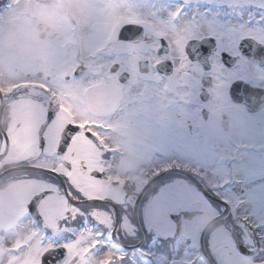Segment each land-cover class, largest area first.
I'll list each match as a JSON object with an SVG mask.
<instances>
[{"label":"flooded vegetation","instance_id":"flooded-vegetation-1","mask_svg":"<svg viewBox=\"0 0 264 264\" xmlns=\"http://www.w3.org/2000/svg\"><path fill=\"white\" fill-rule=\"evenodd\" d=\"M147 4L152 6L156 19L168 15L167 10L170 13L184 9L176 25L178 31L190 38L185 47L191 66L187 73H178L179 64L165 58L171 55L167 46L161 49L163 56L155 55L153 46L162 41L143 25L130 24L126 33L119 34V26L127 25L131 12L141 13ZM73 11L86 14L87 24L67 23ZM61 18L66 25L63 32L42 29L39 23L40 20L56 23ZM102 25L108 27L102 39L97 40L92 30ZM117 29L111 47L102 53L99 42ZM248 32L255 36H248ZM75 34L84 35L88 50L86 56L70 59L62 43ZM261 37H264V0H73L71 8L62 6V0L56 3L0 0V66H6L0 68V79L11 73L24 77L21 67L41 66L38 61L22 57L21 49L28 48L55 61L57 69L62 65L117 61L122 71L132 73L121 80L126 103L112 117L113 123L126 125L127 129L106 133L119 151L109 153L105 162L111 165L113 174L139 177L135 184L116 187L114 197L106 201L76 203L84 215L62 222L59 230L45 224L38 204H29L25 216L19 217L15 214V203L7 196L0 197V258L6 255L9 243L28 239L33 229L47 242L57 239L54 244L58 245L73 239L80 230L89 229L103 233V242L118 241L110 245L114 254L124 258L136 261L151 254L153 258L163 256L171 251L173 244L175 247L179 241L192 238L191 230H197L222 209L220 202L205 195L188 177L190 174L210 195L227 205L228 217L215 225L206 239L217 240L227 231L232 239L234 228L246 250H252L242 253L232 241L231 248L225 245V263L264 264V214L260 222L249 212L247 219L237 216V209H264V40ZM130 46H136L148 62L141 59L138 68L133 66L129 61ZM157 59L161 61L159 64L155 63ZM90 79L85 71L77 77V82ZM13 98H0V141L4 139ZM41 103L55 118V106H49L47 98ZM65 135L72 133L66 131ZM64 147L62 139L61 150ZM172 162H179V166ZM16 165L23 164L0 167V192L7 193L13 182L26 180L55 185L61 195L68 188L67 178H58L54 172L5 171ZM95 208L111 213L109 224L93 219L90 213ZM259 229L261 233H257ZM260 239L263 248L259 247ZM213 258L217 263L215 255ZM90 259L91 256L84 257L80 264H92ZM121 263L122 260L115 262Z\"/></svg>","mask_w":264,"mask_h":264},{"label":"snow or ice","instance_id":"snow-or-ice-1","mask_svg":"<svg viewBox=\"0 0 264 264\" xmlns=\"http://www.w3.org/2000/svg\"><path fill=\"white\" fill-rule=\"evenodd\" d=\"M8 7L12 5L9 3ZM183 11L181 7L168 13V20L133 17L125 23L143 25L158 37L162 43L153 46L155 55L163 56L161 49L167 46L171 55L165 58L177 62L178 73L181 74L187 73L191 67L185 53L190 38L176 28L177 18ZM118 29L99 42L102 53L111 47ZM246 34L255 36L253 32ZM141 59L148 62L136 46H130V63L138 68ZM160 62L159 59L155 61L157 64ZM21 71L24 78L0 87V98L14 97L9 103L4 139L0 141V167L32 161L31 167L47 169L56 173L58 178L66 177L68 188L61 195L57 186L44 181H18L12 183L7 193L0 192V197L7 196L15 203V214L19 217L25 216L29 204H38L45 224L59 230L62 222L84 215L75 206L82 199L106 201L114 197L116 187L122 188L139 180L138 176L127 173L113 174L111 165L105 162L109 153L119 151L110 143V136L106 133L127 129L126 125L113 123L112 117L126 103L121 80L132 73L122 71L117 61L62 65L54 72L32 65L21 67ZM85 71L92 79L78 83L77 77ZM18 93L28 95L17 97ZM43 98L48 99L49 106H55V118L41 103ZM66 131L72 135L66 136ZM62 139L66 147L61 150ZM172 163L179 166V162ZM90 214L100 224L107 225L112 219L110 212L99 208ZM102 235L101 232L82 229L73 239L58 245L47 242L33 229L28 239L16 240L6 246V255L0 258V264H80L82 258L96 255L106 243L101 240ZM102 257V264H115L124 258L112 252Z\"/></svg>","mask_w":264,"mask_h":264},{"label":"clouds","instance_id":"clouds-1","mask_svg":"<svg viewBox=\"0 0 264 264\" xmlns=\"http://www.w3.org/2000/svg\"><path fill=\"white\" fill-rule=\"evenodd\" d=\"M50 3H56L57 0H49ZM73 4V0H62V6L66 8H71ZM72 21H75L77 24L85 25L88 22V16L82 12L73 11L71 13V16L67 18V23H72ZM39 23L43 27L49 28L53 32H63L65 30V20L64 18H61L56 23H49L43 20H40ZM108 25H102L97 26L92 30L93 36L100 40L103 37L104 31H106ZM21 34H23L24 29H20ZM87 41L83 34H75L68 38H66L63 43L62 47L64 50L65 55L68 58H82L87 55V51L85 50V45ZM21 55L22 57L26 56L34 61H38L41 64V67L47 71V72H54L57 70L56 62L50 59H47L43 53L36 49L28 48V49H21ZM6 67V66H0V68ZM24 78L19 73H11L6 75L3 79H0V85H3L7 82L19 80Z\"/></svg>","mask_w":264,"mask_h":264},{"label":"rangeland","instance_id":"rangeland-1","mask_svg":"<svg viewBox=\"0 0 264 264\" xmlns=\"http://www.w3.org/2000/svg\"><path fill=\"white\" fill-rule=\"evenodd\" d=\"M128 5L130 4V1L127 2ZM125 9L126 10H130L129 9V6H125ZM152 10V6L147 4V6L145 7V10H143L141 13H137L136 10H134L133 12H131V16L129 18H133V17H141L143 16L144 18H148V19H151L150 17H148V13H150ZM167 12L169 13V10H167ZM169 17V16H168ZM170 18V17H169ZM161 19H165V17L161 18ZM86 51L88 49H85ZM237 211L239 213H241L242 215H245L247 214V212L250 213L251 216L254 217L255 220H257L258 222L261 221L260 217L263 216L264 214V209L262 208H254V210L250 209V208H246V209H237ZM254 214H253V213ZM249 214H247V218L250 217ZM205 216H202V219L204 218ZM199 219L201 220V217H199ZM192 233L194 234L193 237L191 239H189V243L191 245H195L196 244V236H197V230L193 231L191 230ZM196 232V234H195ZM262 233H264V229L262 230ZM225 245H227V248H231L230 247V240H229V237L227 235L226 232H224L223 234L220 235V238L217 239V240H211L210 239V244L209 242H207V247L209 249V251H211V249L213 250L216 258L218 259L217 261V264H227L225 263L224 261V255H225ZM177 247H180V244L177 245ZM185 252V251H184ZM178 253L180 254L179 255H175L174 258L175 259H178L179 260V263H174L175 259L172 260L171 262L167 261L165 262V259L163 256L161 255H158V256H155L154 258H152V263H142V264H184V261L185 259L187 258V256H183L182 254V251L180 252L178 250ZM121 264H137V262H135L134 259H130L127 263H121ZM196 264H199V263H196Z\"/></svg>","mask_w":264,"mask_h":264},{"label":"water","instance_id":"water-1","mask_svg":"<svg viewBox=\"0 0 264 264\" xmlns=\"http://www.w3.org/2000/svg\"><path fill=\"white\" fill-rule=\"evenodd\" d=\"M122 28H123V27H122ZM122 28L120 29L119 32H121ZM119 34H120V33H119ZM25 167H26V168H34V167H31V166H25ZM188 176H189L191 179H193L194 181H196L191 175L188 174ZM224 205H225V204H224ZM184 212H186V211H184ZM226 212H227V207H226V205H225V207L223 208V210H222L219 214H217V215H215L214 217H212L211 219H209V220L203 225V227L201 228L200 234H199V240H198V242H199L200 251H201V254L205 257V259L207 260V262H208L209 264H214V263L211 261V259L209 258L208 254L206 253V251H205V249H204V247H203V236H204V233H205L207 227H208L213 221H215V220H217V219L223 217V216L226 214ZM190 213H191V212H190ZM190 213H189V214H185V215H186V216H189ZM233 238H234V241H235L237 247H238L242 252H245V253H250V252H251V251H247V250L245 249V247L240 243V241H239V239H238V237H237V234L235 233L234 230H233Z\"/></svg>","mask_w":264,"mask_h":264},{"label":"bare ground","instance_id":"bare-ground-1","mask_svg":"<svg viewBox=\"0 0 264 264\" xmlns=\"http://www.w3.org/2000/svg\"><path fill=\"white\" fill-rule=\"evenodd\" d=\"M169 15L164 16L165 19L164 20H168ZM148 17H150L151 19H156V16L154 15V13L151 11L150 13H148ZM177 28V25H176ZM144 171V170H143ZM107 252H112L113 253V248L110 246H103L100 250L97 251L96 255H93V259L95 260V262H97L98 264H102V260H103V255Z\"/></svg>","mask_w":264,"mask_h":264},{"label":"trees","instance_id":"trees-1","mask_svg":"<svg viewBox=\"0 0 264 264\" xmlns=\"http://www.w3.org/2000/svg\"><path fill=\"white\" fill-rule=\"evenodd\" d=\"M220 221H222V220H220ZM220 221H218V222H220ZM206 237H207V235H206ZM206 242H207V239H206V241H205V245H206ZM192 248H193V250L195 251V253H199L198 246H196V247H192Z\"/></svg>","mask_w":264,"mask_h":264}]
</instances>
